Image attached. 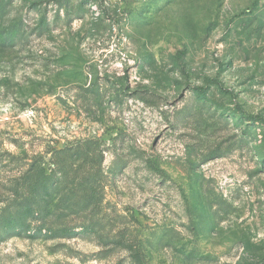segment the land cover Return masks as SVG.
<instances>
[{
    "label": "rangeland",
    "instance_id": "obj_1",
    "mask_svg": "<svg viewBox=\"0 0 264 264\" xmlns=\"http://www.w3.org/2000/svg\"><path fill=\"white\" fill-rule=\"evenodd\" d=\"M98 1L0 0V264H264V0Z\"/></svg>",
    "mask_w": 264,
    "mask_h": 264
},
{
    "label": "trees",
    "instance_id": "obj_2",
    "mask_svg": "<svg viewBox=\"0 0 264 264\" xmlns=\"http://www.w3.org/2000/svg\"><path fill=\"white\" fill-rule=\"evenodd\" d=\"M84 3L86 0H82ZM89 2H95V3H99L98 0H88ZM59 3L60 2H64V3H68V1H58ZM49 27V24H48V20H47V17L45 15V13H42L35 25V31L37 32V35L38 36H42L43 33L48 29ZM11 32L10 30L6 31L5 33V37H8L10 36ZM36 34V33H34ZM238 113L240 114V116L246 120V121H258V119L255 117V116H252V115H247L246 113H244L243 111H238ZM46 189V188H44ZM23 204H26L24 205L25 208H27V210H29V212H31L32 215L34 216H37V218H39L38 216H40L41 214V211H40V207L38 205V203L34 202L33 204L31 205H34L35 206V209L33 211V206H30V203L29 202H25L23 201V203H18L17 207L18 206H21ZM21 216V213H19L18 217ZM20 221V220H19ZM1 229H4L3 227H1ZM11 230H15L16 234L18 235H24V236H28V237H31V238H37L38 236H47L50 232L48 230H45L44 232L42 231V229L40 227H36L33 229V227H30L29 225H26V224H18L16 226H13L11 227ZM70 232H73L72 229H62L60 231L57 232V234H64V235H68ZM37 236V237H36ZM49 236V235H48Z\"/></svg>",
    "mask_w": 264,
    "mask_h": 264
}]
</instances>
